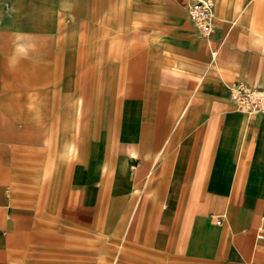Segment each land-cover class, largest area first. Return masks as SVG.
Instances as JSON below:
<instances>
[{
  "label": "crops",
  "instance_id": "0c3cea01",
  "mask_svg": "<svg viewBox=\"0 0 264 264\" xmlns=\"http://www.w3.org/2000/svg\"><path fill=\"white\" fill-rule=\"evenodd\" d=\"M213 2L206 40L187 0H0V264L16 207L55 198L80 227L134 214L158 247L209 211L233 260L262 253L264 113L229 87L264 89V0Z\"/></svg>",
  "mask_w": 264,
  "mask_h": 264
},
{
  "label": "rangeland",
  "instance_id": "374dc122",
  "mask_svg": "<svg viewBox=\"0 0 264 264\" xmlns=\"http://www.w3.org/2000/svg\"><path fill=\"white\" fill-rule=\"evenodd\" d=\"M71 146L66 142L65 162L71 160ZM54 202L16 207V264H264V249L248 263L233 260L225 235L207 220L212 216L209 211L189 214L181 207L177 236L158 247L156 232L148 222L136 221L134 214L118 215V226L86 228L72 221V212L62 200L55 198ZM193 217L200 221H188ZM191 234L198 236L191 239ZM186 235L190 239L185 240Z\"/></svg>",
  "mask_w": 264,
  "mask_h": 264
},
{
  "label": "built area",
  "instance_id": "2783aa9c",
  "mask_svg": "<svg viewBox=\"0 0 264 264\" xmlns=\"http://www.w3.org/2000/svg\"><path fill=\"white\" fill-rule=\"evenodd\" d=\"M213 0H187L186 13L199 35L209 40L214 31ZM212 54L214 53L211 52ZM233 107L245 114L264 113V89L238 80L229 87ZM222 219L216 217L215 223Z\"/></svg>",
  "mask_w": 264,
  "mask_h": 264
}]
</instances>
